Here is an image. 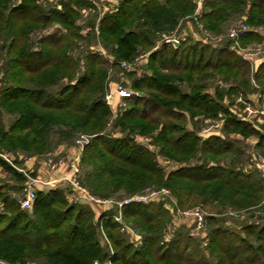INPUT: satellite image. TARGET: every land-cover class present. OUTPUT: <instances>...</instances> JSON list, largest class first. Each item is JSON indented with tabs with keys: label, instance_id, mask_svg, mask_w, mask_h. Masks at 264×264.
<instances>
[{
	"label": "trees",
	"instance_id": "trees-1",
	"mask_svg": "<svg viewBox=\"0 0 264 264\" xmlns=\"http://www.w3.org/2000/svg\"><path fill=\"white\" fill-rule=\"evenodd\" d=\"M47 2L0 0V152L12 155L16 166L19 154L47 152L85 136L78 180L91 194L121 198L167 187L176 202L171 209L162 202L119 209L83 205L55 187L37 190L24 210L10 191H20L26 178L0 157V167L17 181L15 187L0 182V258L32 264L107 258L112 264H264V174L246 168L245 150L231 136H255L254 147L264 152V129L239 115L251 95L264 97V57L254 65L235 47V41L244 48L264 42L255 30L264 27V0H203L197 14L195 0H119L114 11L99 20L94 13L87 25L77 21L81 9H96L88 0ZM237 18L250 29L236 40L211 44L187 34L173 46L163 38L180 31L184 20L205 30V38L218 37ZM52 23L58 27L33 43L30 33ZM143 53L144 69L136 76L120 66ZM120 74L139 95L114 115L113 127L121 133L116 137L105 132L112 113L105 94ZM4 114L12 116L7 127ZM205 119L221 121V133L203 136ZM135 134L151 135L159 150L134 141ZM157 153L177 165L165 172ZM196 205L209 210L207 255L191 251L192 240L181 229L165 237L171 212ZM228 208L260 214L256 222L234 223L237 231L214 215ZM118 212L122 223L113 217ZM125 221L141 231V244L121 231Z\"/></svg>",
	"mask_w": 264,
	"mask_h": 264
},
{
	"label": "rangeland",
	"instance_id": "rangeland-1",
	"mask_svg": "<svg viewBox=\"0 0 264 264\" xmlns=\"http://www.w3.org/2000/svg\"><path fill=\"white\" fill-rule=\"evenodd\" d=\"M47 1H49V0H42L44 6H45V4L48 5ZM50 1L54 2V0H50ZM96 1H97L98 5L100 6L101 10H103V11L107 10L112 5L111 0H96ZM195 2H196V0H195ZM90 3H92V2H90ZM197 6L198 5H197V2H196V8H197ZM197 12H199V10L196 11V9H195V14H197ZM94 13H98L97 8L95 10L90 9V8L81 9V13H80L81 16L79 17L77 23L79 25H81V24L82 25H84V24L87 25V20L91 19L92 17H94ZM240 23H244V22L242 20L238 19V18L234 19L232 21V24H230L229 27L225 28V31H224L225 33L223 35H219L218 37L213 36L212 38H208V37L205 38L204 37V36H206L205 34H208L205 30L202 31L203 33H200L199 30L196 29L192 25V23L190 21L184 20V22H182L181 25H180V31L173 32V34H175V35H172V36H176V37H180L181 36V37L185 38L186 37L185 34L187 33L189 36L192 35V36H195V37L198 36V37L203 38L205 40L207 39L211 44H218V42L220 40H222V39L224 40L227 37L230 38L228 33L233 28H236ZM57 27L58 26L55 23H52V24L48 25L46 27V29L40 28V29L34 30L32 33H30V37L32 38L33 43L36 42L37 37L39 36V34L51 32L54 29H56ZM201 27H202V25L199 24L198 28H201ZM247 28L250 29L249 26H247ZM255 30L259 34H264V27H260V28H257ZM86 32H88V29L84 28L82 30V33L85 34ZM245 48L247 49V52L256 53L254 55L247 56L249 58V61L252 62V64L256 60L261 59V58L264 57V51L261 50V49H264V42H251V43H248L245 46ZM139 56L141 58L139 59L138 64L127 69L128 71H131V72L136 70L135 76L137 74H139L141 72V70L144 69V56H146V54L143 53V54H140ZM122 75L120 74V80L119 81H117V82L115 81V82H113L111 84L110 89H112L117 84H122L126 88L131 89L132 91H134L130 87V84H131L130 78L126 77V76H122ZM1 82L2 81L0 79V85H1ZM242 103H243V107H245L247 104L251 105V101L242 102ZM112 108H114L113 112H116V110H117V109H115L116 107H112ZM232 109L236 110V112L240 111V110L237 111V109L235 107H232ZM241 112L242 111H240L239 114ZM115 117L116 116H114V114L111 113V116L109 118V123L107 124L105 132H107V133H109L111 135H114L116 137H120L121 133L117 129H115L113 127V121H114ZM207 120H208L207 122L203 121V123L200 125V128H201L200 133L203 136H207L209 134H213L215 131L221 133L220 132L221 121H219V120H209V119H207ZM247 120L249 122H253V123L255 122L254 124L256 126H261L262 129H263V122L261 121V119L256 118V117H249V118H247ZM11 121H12V116H10L8 114H4L3 115V122H4V125L6 127L10 124ZM187 127L190 129V125H187ZM135 135H139L142 138H146L147 141H144V140L142 141V140H139V139L136 140L135 139ZM135 135L132 137L134 141H136L138 143H142V144L148 146L150 148V150H153L155 152H157L159 150V147L156 144L152 143L151 135H148V134H146V135L135 134ZM231 136L232 137H236V139L239 140L240 147H242L243 150H245L244 156L246 157V160H247L246 163H245L246 168H251V167L254 168L255 167V169L258 170V172H260L261 174H264L263 172L259 171V169L257 168V165H256V158L259 155L260 156L264 155L263 151L261 152L260 149H256L254 147V143L257 140L256 137L255 136H251V137H249L247 139H244V138L240 137L239 135H231ZM87 142H88L87 137L80 136V137H77L75 139V142L73 144H71V145L59 146V147H57L55 149H49L47 152H43V153H36V154H25V153H23V154H19V156H18V160L19 161L16 164V166H17V168H22V167L26 168V166H25L26 163L25 162L30 160L31 158H34V162L35 163L32 166L29 167V169H28L29 172L28 173L31 176H33L31 173H33L34 174L33 177H37L36 176L37 175L36 172H37V169H39L38 168L40 166L39 163H42V164L45 165V167H47V165L44 162L48 161L49 159H51L52 161H59V160L62 161L63 160L65 163L63 164V166H61L62 168L59 167V168L63 169V171L66 170V172L63 173L62 176L60 177V178H63L64 175L65 176L69 175V173H68L69 169L68 168H69L70 162L75 161V162L78 163L79 173H80V171L82 170V168H81V166H82L81 165V153H82L84 145ZM156 155H157L156 157H157L158 163L164 168L165 172L167 170H171L172 168L175 167V165H177L175 162H172L170 159H168L167 157H165L164 155H162L160 153H157ZM8 156L10 158L13 157L12 155H8ZM0 182L7 183L8 185L11 184L12 186L15 187V183L17 181L11 179L9 176H8V178L0 176ZM64 182L65 181L63 179L61 181L56 182L55 184L52 183L51 184V188H55V187L61 188L64 191L65 194H69V198L71 199V201H73L74 192L72 191L71 186L68 185L67 183H64ZM36 184H37V186L40 187L39 184H42V183H36ZM23 185H22L20 191H10L9 190L11 195L13 197H16L18 200L20 199V197L23 194ZM162 188H166L167 190H169V193L161 192V188H159L158 190L154 189V190H157V191H155L156 193L152 195L151 193L148 194V191H150V190H148L149 188H146L142 192L145 195L147 194V200L145 202H155V203L162 202L165 207L167 206L168 208L171 209L172 206L176 202L175 197L171 193L170 189H168L167 187H162ZM35 190H38L37 187L35 188ZM152 190L153 189H151V191ZM129 196H131V195H125V196H123L121 198H118L117 195H115V196H110L108 198H110V199H112L114 201H120V200H122V199H124L126 197H129ZM193 208H199V210L202 211V213H204L205 217L202 220V228H198L197 227L198 219L191 213V210ZM208 211H209L208 209H206L205 207H202L201 205H196V206H194V207H192L191 209H188V210L176 209V210H174V212L170 211L172 214H171L170 219H169V221H168V223L166 225V230L164 231L166 240H169L172 236H174V233H175L176 230L181 229L192 240L191 244H190L191 251H194V249H196V248H198V249L200 248L203 251V253L207 255V250L205 248V245H206V243L208 241L207 240L208 237L206 236L207 231H208V220L206 219V213H208ZM259 214H258V211H255V212L252 211V212L246 213L243 210H234L233 208H228L225 212L218 213V214L215 213L214 215L217 218H220L221 221H219L220 222L219 224L221 226H224V227L225 226L226 227L230 226V227L234 228L236 226V225H234V223H236L237 221H239V223L254 222V221L256 222V220H258L257 216ZM242 219H245V220H242ZM236 224H238V222ZM123 225L125 227V231H122V232L124 233V235L128 239L134 241L133 238H130L131 233H134V234H137V235H140V236L142 235L141 231L138 228L134 227V225L131 224L130 222L128 223L127 221H125V224H123ZM127 230H128V232H127ZM235 230L238 231V229H235ZM141 240H142V238H141ZM190 248L188 249L189 252H190ZM107 259L104 260V261L97 260L98 264H107ZM15 263H17V262H15ZM25 263L32 264L31 261H26Z\"/></svg>",
	"mask_w": 264,
	"mask_h": 264
},
{
	"label": "built area",
	"instance_id": "built-area-1",
	"mask_svg": "<svg viewBox=\"0 0 264 264\" xmlns=\"http://www.w3.org/2000/svg\"><path fill=\"white\" fill-rule=\"evenodd\" d=\"M90 2H92L97 10H98V20H99V16L102 13L105 12H112L116 9L117 6L111 5L107 10L103 11L101 10L100 6L98 5L96 0H89ZM203 0H196L197 2V8L196 10H198L199 6L202 4ZM87 29H91L90 27H87ZM95 32L96 34H98L97 31V27L95 26ZM247 25L245 23H240L236 28H233L232 30H230V32L228 33L229 37L232 39H235L238 37V35L240 33H242L243 31L247 30ZM175 35V34H172ZM165 36L163 35V38L170 43V40L174 39L179 43L180 39H184V37H176V36ZM172 44V43H170ZM173 45V44H172ZM235 47L238 51V53L244 58L249 60V58L247 56L249 55H254L256 53H251V52H247V49L244 47H241L236 41H235ZM174 46V45H173ZM262 51H264V49H261ZM98 51L100 54L104 55V50L99 47ZM141 57L138 56L136 57L133 61L131 62H125L122 61L120 63V66L123 68H131L134 65L138 64V61ZM136 95L139 93L136 91H132L131 89L126 88L125 86H123L122 84H117L115 85L112 89H109L106 94H105V100L108 103V105L111 108L112 113L115 115L117 113V111L119 109H122L125 107L126 105V99L131 97L132 95ZM112 107H116L115 109L116 112H113L114 108ZM241 119H247L249 117H256L261 119V121L263 122V129H264V97H258L257 100H252L251 101V105L247 104L245 107H243L242 112L239 114ZM205 122H207L208 120L205 119ZM135 139H139V140H144L147 141L146 138H142L139 135H135ZM0 157H2L4 160H6L7 162H9L10 164H12V161L10 159V157L4 153V152H0ZM47 167L50 170H56L59 167L63 166V164L65 163L63 160H59V161H52L51 159H49L48 161L44 162ZM18 171L23 172V174L26 177V182L23 185V194L19 199V205L22 209L24 210H28L31 208V205L36 197V191L35 188L37 187L36 183H41V180H39L37 177H33L31 176L28 172V170L26 168H17V166H15L14 164H12ZM256 165L257 168L259 169V171L264 173V155L263 156H258L256 158ZM68 176H63V178H60L61 181L64 179V183H67L68 185L71 186L72 191L74 192V198L73 201L83 204V205H116L118 207V209L123 205V204H128L130 202H145L147 200V194L145 195L144 193H136L133 194L129 197H126L120 201H114L110 198H101L98 196H95L93 194H91L88 189L84 186H82L79 183L78 180V176H79V167H78V163L75 161L70 162L69 164V168H68ZM148 190V194L151 193L152 195L155 194L157 190H152L151 188H149ZM161 192H165V193H169V190H167L166 188H161ZM0 209H2V207L0 206ZM191 213L198 219L197 222V227L198 228H202V220L204 218V213H202V211L199 210V208H193L191 210ZM114 219L120 223H122L121 221V214L120 212H118L117 214L113 215ZM121 231H125V227L124 225H122L121 227ZM128 232V230H127ZM104 238L109 246L110 249V253L112 254V250L110 247V244L108 243V240L106 239V236L104 235ZM130 238H133L134 241L136 242V244H141V236L131 233ZM0 264H29V263H13V262H9L5 259L0 258ZM93 264H98V261L95 260L93 262ZM107 264H112L111 259L108 258L107 259Z\"/></svg>",
	"mask_w": 264,
	"mask_h": 264
},
{
	"label": "crops",
	"instance_id": "crops-1",
	"mask_svg": "<svg viewBox=\"0 0 264 264\" xmlns=\"http://www.w3.org/2000/svg\"><path fill=\"white\" fill-rule=\"evenodd\" d=\"M118 2H119V0H111L112 5H114V6H117ZM200 7H201V5L199 6L198 10L200 9ZM198 10H196V11H198ZM185 35H187V33ZM260 60L261 59L256 60L253 64L257 65V63ZM144 61H145V56H144ZM258 97H259L258 94L251 95L249 97V101L257 100ZM25 163H26L25 164L26 169L28 170L29 167L32 166L35 163L34 162V158H31L30 160L26 161ZM39 164H40V166L38 167L39 169H37V172H36L37 175L36 176H37V178L39 180H41L42 184H39L40 187L37 186L38 190H48V189H50L51 188V184L52 183L55 184L56 182H58V180L60 179L62 174L66 172V170L63 171V169H61L62 167L59 168V169H56V170H49L47 167H45L44 164H42V163H39ZM0 176L8 178V174L1 167H0Z\"/></svg>",
	"mask_w": 264,
	"mask_h": 264
},
{
	"label": "water",
	"instance_id": "water-1",
	"mask_svg": "<svg viewBox=\"0 0 264 264\" xmlns=\"http://www.w3.org/2000/svg\"><path fill=\"white\" fill-rule=\"evenodd\" d=\"M170 43H172L174 46H177L178 45V42L174 39L170 40Z\"/></svg>",
	"mask_w": 264,
	"mask_h": 264
}]
</instances>
